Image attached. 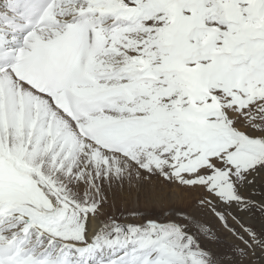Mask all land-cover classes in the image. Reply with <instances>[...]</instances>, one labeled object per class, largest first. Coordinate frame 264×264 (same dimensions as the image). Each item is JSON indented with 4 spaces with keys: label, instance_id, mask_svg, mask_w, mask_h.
I'll list each match as a JSON object with an SVG mask.
<instances>
[{
    "label": "snow or ice",
    "instance_id": "snow-or-ice-1",
    "mask_svg": "<svg viewBox=\"0 0 264 264\" xmlns=\"http://www.w3.org/2000/svg\"><path fill=\"white\" fill-rule=\"evenodd\" d=\"M0 264H264V0H0Z\"/></svg>",
    "mask_w": 264,
    "mask_h": 264
},
{
    "label": "rangeland",
    "instance_id": "rangeland-1",
    "mask_svg": "<svg viewBox=\"0 0 264 264\" xmlns=\"http://www.w3.org/2000/svg\"><path fill=\"white\" fill-rule=\"evenodd\" d=\"M153 195H155V191L153 192ZM238 219V218H237ZM233 223H236V221L234 220ZM261 219L259 217V214L257 213V219H256V222H255V227L259 230V228L261 227Z\"/></svg>",
    "mask_w": 264,
    "mask_h": 264
}]
</instances>
